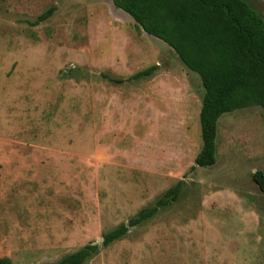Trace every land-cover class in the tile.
I'll list each match as a JSON object with an SVG mask.
<instances>
[{
  "label": "rangeland",
  "instance_id": "rangeland-1",
  "mask_svg": "<svg viewBox=\"0 0 264 264\" xmlns=\"http://www.w3.org/2000/svg\"><path fill=\"white\" fill-rule=\"evenodd\" d=\"M264 21V0H243ZM53 8L51 16L38 17ZM157 66L149 77L114 84ZM203 90L111 0H0V258L47 264H264V112L222 115L201 149ZM178 181L177 201L108 247L102 235Z\"/></svg>",
  "mask_w": 264,
  "mask_h": 264
},
{
  "label": "trees",
  "instance_id": "trees-1",
  "mask_svg": "<svg viewBox=\"0 0 264 264\" xmlns=\"http://www.w3.org/2000/svg\"><path fill=\"white\" fill-rule=\"evenodd\" d=\"M117 10L128 15L137 30L163 42L201 84L199 111L202 146L194 167L209 168L216 163L218 121L222 115L248 107L264 112V21L243 0H111ZM50 8L38 17L48 19ZM157 69L150 66L132 76L102 78L114 84L149 77ZM252 180L264 193V173L256 171ZM183 187L178 181L150 206L102 235L101 246L123 239L130 228L139 227L160 210L177 201ZM99 250L88 244L60 260L47 264H83ZM0 264H12L0 258Z\"/></svg>",
  "mask_w": 264,
  "mask_h": 264
},
{
  "label": "crops",
  "instance_id": "crops-1",
  "mask_svg": "<svg viewBox=\"0 0 264 264\" xmlns=\"http://www.w3.org/2000/svg\"><path fill=\"white\" fill-rule=\"evenodd\" d=\"M128 16V15H127ZM129 17V16H128ZM130 18V17H129ZM131 21H133L131 18H130ZM154 39V38H153ZM155 40H158V39H155ZM159 42H161L160 40H158ZM163 43V42H161ZM164 44V43H163ZM165 45V44H164Z\"/></svg>",
  "mask_w": 264,
  "mask_h": 264
},
{
  "label": "water",
  "instance_id": "water-1",
  "mask_svg": "<svg viewBox=\"0 0 264 264\" xmlns=\"http://www.w3.org/2000/svg\"><path fill=\"white\" fill-rule=\"evenodd\" d=\"M96 245H97V246L99 245V242H98V241L96 242Z\"/></svg>",
  "mask_w": 264,
  "mask_h": 264
}]
</instances>
